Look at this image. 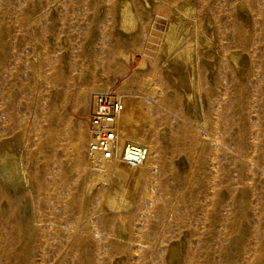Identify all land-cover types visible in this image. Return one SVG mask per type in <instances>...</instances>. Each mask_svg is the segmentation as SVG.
Returning a JSON list of instances; mask_svg holds the SVG:
<instances>
[{
    "label": "rangeland",
    "instance_id": "1",
    "mask_svg": "<svg viewBox=\"0 0 264 264\" xmlns=\"http://www.w3.org/2000/svg\"><path fill=\"white\" fill-rule=\"evenodd\" d=\"M0 264H264V0H0Z\"/></svg>",
    "mask_w": 264,
    "mask_h": 264
},
{
    "label": "built area",
    "instance_id": "2",
    "mask_svg": "<svg viewBox=\"0 0 264 264\" xmlns=\"http://www.w3.org/2000/svg\"><path fill=\"white\" fill-rule=\"evenodd\" d=\"M125 99L116 91H99L93 98L87 156L95 166L115 165L136 169L149 159L144 142L131 140L124 129Z\"/></svg>",
    "mask_w": 264,
    "mask_h": 264
},
{
    "label": "bare ground",
    "instance_id": "3",
    "mask_svg": "<svg viewBox=\"0 0 264 264\" xmlns=\"http://www.w3.org/2000/svg\"><path fill=\"white\" fill-rule=\"evenodd\" d=\"M128 12H129V11H128V9H127L124 13H125V14H128ZM144 61H145V59H144ZM145 63H146V62H145ZM143 65H144V62L141 63L139 67H141V66H143ZM120 95H121V94H120ZM124 129H125V128H124ZM145 165H146V164H145ZM145 165H144V166H145ZM141 167H143V166H140V167H138V168H141ZM136 169H137V168H136ZM102 173H103V174H100L99 176L96 177V181H100V180H102L103 178L105 179L106 174H105L104 172H102ZM96 181H95V182H96Z\"/></svg>",
    "mask_w": 264,
    "mask_h": 264
}]
</instances>
